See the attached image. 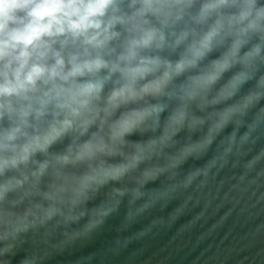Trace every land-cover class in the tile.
I'll return each instance as SVG.
<instances>
[{"label": "clouds", "instance_id": "9594fccd", "mask_svg": "<svg viewBox=\"0 0 264 264\" xmlns=\"http://www.w3.org/2000/svg\"><path fill=\"white\" fill-rule=\"evenodd\" d=\"M261 101L264 0H0V264L29 231L73 242L207 177Z\"/></svg>", "mask_w": 264, "mask_h": 264}, {"label": "water", "instance_id": "95a60500", "mask_svg": "<svg viewBox=\"0 0 264 264\" xmlns=\"http://www.w3.org/2000/svg\"><path fill=\"white\" fill-rule=\"evenodd\" d=\"M261 151L264 126L253 133L241 155L229 156L174 197L149 200L147 210L139 202L129 205L124 197L102 227L73 242L52 222L24 234L15 255L6 259L17 264L35 252L41 257L38 264H264V157L246 167ZM206 159L189 160L184 169L199 167Z\"/></svg>", "mask_w": 264, "mask_h": 264}]
</instances>
